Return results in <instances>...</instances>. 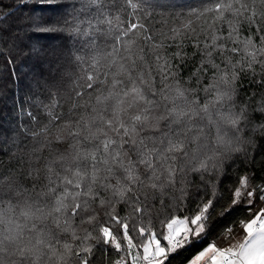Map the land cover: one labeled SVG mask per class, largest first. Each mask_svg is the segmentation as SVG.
<instances>
[{
	"label": "snow or ice",
	"instance_id": "snow-or-ice-1",
	"mask_svg": "<svg viewBox=\"0 0 264 264\" xmlns=\"http://www.w3.org/2000/svg\"><path fill=\"white\" fill-rule=\"evenodd\" d=\"M105 3L106 0H17L15 9H23V14L12 22L0 23V59L10 74L15 57L24 56L30 62L27 75L34 90H58V83L49 82L45 73L59 67L66 55L58 46L41 44L36 38L39 34H59L69 46L81 36L88 37V50L77 49L73 57L82 70L87 65V70L80 78L84 82H77L65 99L72 101L69 116L73 109L82 107L84 89L90 90L87 95L91 99L77 119L56 123L57 131L51 137L47 136L48 126L40 132L29 129L26 135L35 144L26 153L18 154L15 137L0 139V152H5L9 143L16 145L17 151L9 148L5 154L15 157L17 163L27 157L29 164L27 171H21L6 168L0 160V264H94L88 257L97 245L124 254L112 264H173L185 253L192 255L185 257L184 264H264V185L254 184L248 176L232 190L227 202L217 200L213 193L212 198L196 206L192 215H165L166 225L162 222L159 231L152 230L150 219L148 225L143 224L144 215H148L144 209L151 206L164 213L169 207L164 197L174 193L178 184L188 182L189 171L219 170L227 154L242 152L248 156L247 146L255 145V134L264 136V122L253 123L247 106L237 110L234 85L238 77L235 71L229 74L225 70L237 67L230 56H224L225 50L237 53L240 49L218 45L221 37L216 34L218 29H213L211 45L205 44L206 49L211 48L205 53L209 59L193 73L199 86L202 73L207 74L209 68L215 70L210 83L202 87L204 102L197 95L198 88L185 89L178 83L170 96L167 82L170 78L176 80L180 66L168 58L160 64L162 57L157 55V66L152 69L141 55L145 71L134 77L138 65L132 58L134 41L130 34L147 29L138 21L125 25L119 15L105 11ZM127 4L133 14L141 11L133 0H127ZM34 6H57L68 11L48 19ZM205 11L215 14L214 22L228 25L226 39L233 44L239 23L254 28L260 47L251 36L242 41L251 58L247 64L264 66V59H258L264 58V0H216L214 7ZM154 14L165 16V12H144L148 17ZM172 31L179 34L176 29ZM215 51L223 57L225 69L211 59ZM179 56L177 52L172 58ZM153 71L159 76V89ZM124 75L127 83L118 78ZM128 97L131 100L124 107ZM161 105L163 113L156 114ZM133 109L134 114H127ZM254 111L264 114V104ZM49 116L53 122L62 120L61 114L49 112ZM161 121L167 122V131L161 130ZM246 129L252 136L245 138ZM145 132L159 136L142 135ZM41 171L47 183L38 187ZM179 191L183 194L184 188ZM152 201L159 202L158 210ZM120 203L144 213L131 229L129 218L116 212ZM101 210L107 226L94 229L98 231L96 236L86 230L83 236L78 235L76 219L81 224L99 223ZM240 212L248 215L236 217ZM233 223L245 234L242 241L228 247L213 242L214 235L231 236ZM114 225L119 226L116 231ZM62 235H70L73 241H80L79 245L62 242Z\"/></svg>",
	"mask_w": 264,
	"mask_h": 264
},
{
	"label": "trees",
	"instance_id": "trees-1",
	"mask_svg": "<svg viewBox=\"0 0 264 264\" xmlns=\"http://www.w3.org/2000/svg\"><path fill=\"white\" fill-rule=\"evenodd\" d=\"M133 2L138 3L141 7V11L136 14H133V10L128 6L127 0H106L105 11L110 12L113 16L119 15L125 25L129 21H138L144 24L147 29V31L137 29L130 34V38L134 41L132 58L136 60L138 65L137 70L133 72L134 77L139 71H145L144 62L139 59L141 55L144 56V61L152 69H155L158 63L156 56L161 55L160 64H163L164 59L168 58L171 59L173 65L178 64L180 66L179 76L176 80L170 78L167 82L169 84L167 94L170 96L174 95V89L178 83L181 88H198L197 95L201 103H203L205 94L202 91V87L210 83V77L215 70L209 68L207 74L202 73L203 81L199 86L196 84V77L193 76V73L201 66L202 61L206 62L209 59L205 53L210 51L211 48L206 49L205 44L211 45L213 29H218L216 34L221 37L217 41L218 45L225 44L227 48L237 47L240 49L237 53H231L227 50L224 52V56H230L232 64L237 65V67L235 69L231 67L225 69V64L222 63L223 57L219 51L213 52L211 59L215 63L220 64L221 69H225L229 74L232 71L236 72L238 78L234 86L237 92L235 98L237 110L242 106H247L253 123L264 122V114L254 111V109H258L264 104V66L259 63H253L251 67H248L247 61L251 58L245 53L242 42L245 38L251 36L257 47H260L259 37L256 35L254 28L250 29L247 24L239 23V33L238 35L233 34V38L236 39V43L233 44L231 40L226 39L229 31L228 25L221 21L214 22L215 14L205 11L214 7L216 0H133ZM248 2H251V0H248ZM16 3L17 0H3V6H0V23L12 22L23 14V9L16 11ZM34 7L37 11H43L48 19L65 15L68 11L67 8H57V6H47L44 9L39 6ZM146 11L153 13L165 12V16L161 17L155 14L150 17L144 16ZM13 12H15V15H12ZM171 13H176L177 15L172 16ZM199 13H202V15H198ZM236 23L237 21L234 19L233 24L235 25ZM261 27L264 28V24ZM172 29L178 30L179 34L173 32ZM146 36H150L151 39H145ZM36 38L41 44L58 46L66 53L61 58L59 67L54 71L50 70L45 73L49 82L58 83V90L56 87H53L50 92L42 88L34 90L30 86L27 75L30 62L24 56L18 55L15 57V64L11 65L10 74L4 61L0 59V73L3 74L2 78H0V134H2L0 139L15 137L19 145L18 154L28 152L35 144V141L30 140L26 135L29 129L40 132L44 126H48L47 136L51 137L57 131L56 123H62L69 118L72 120L77 119L81 113H85L83 105L91 104V99L87 95L90 90L87 89H84L85 97L80 99L82 107L73 109L71 116H69V109L72 101L65 102L66 97L71 94L76 83L84 82L80 78L85 74L87 65H84L82 70L73 57L77 54V49L88 50L86 44L89 38L81 36L79 39L74 40L70 46L64 37L59 34H39ZM157 45H160V47H156ZM248 51L251 52L253 49L250 47ZM177 52L180 53V56L172 58L173 54ZM258 59L264 58L258 57ZM241 65L243 68H241ZM204 66L208 67V64L205 63ZM152 75L156 76V87L159 89L162 87L159 83V76L155 71H153ZM101 78L103 79V73ZM118 78L124 79L126 83L128 82L126 75ZM145 78H148L147 73H145ZM137 85L139 86V80H137ZM208 99H211L210 95ZM130 100L131 97L125 98L124 107L127 106ZM54 101H59V104L54 103ZM88 111L90 112V108ZM49 112L61 114L62 120L53 122ZM29 113H32V116H29ZM162 113L163 106L161 105L156 114ZM127 114H134V109ZM166 124V121H161L160 128L162 131H167ZM142 135L159 136V133L145 132ZM244 135L247 138L252 136V133L246 129ZM38 139H43V137ZM254 139L255 145L247 146L248 156H245L242 152H233L226 155L219 170L212 169L207 172L189 171L188 182L186 184H178L174 193H168L164 197L165 203L169 205L164 213L153 210L151 206L144 209V205L141 204L140 207L148 213V215H144L143 212H134L131 205L120 203L116 205L117 214L121 217L129 218L130 229L132 223L139 221L141 216L144 215L143 224L148 225L150 219L152 230L159 231L161 230L162 222L166 225L165 215L176 217H182L186 214L192 215L196 210V206L200 202L212 198L213 193H215L217 200L223 198L222 202H227L231 197L232 190L239 186L241 179L245 176L250 177L254 184L264 185V136L257 133ZM9 148L14 152L17 151V146L9 143L5 147V152ZM5 152H0V160L4 161L6 168L21 171L29 169V164L26 162L27 157H25L23 162L17 163L15 157L7 155ZM45 154L47 155V153ZM27 183L31 186L32 181L29 179ZM37 183L38 187L47 183L44 179L43 171H41L40 180ZM181 187L184 188L183 194L179 191ZM151 205L157 210L160 208L158 201H152ZM235 215L238 218H243L248 213L240 212ZM105 220L106 217L102 210L99 215V223L92 225L81 224L80 219L77 218L75 226L77 227L78 235L83 236L86 230L96 236L98 231H94V229L98 230L101 225L107 226ZM118 227L114 225L113 230L116 231ZM217 232H221V228L218 227ZM240 232L239 225L233 223L231 236L228 234L214 235L212 240L225 247L224 245L242 241L243 237H239ZM130 234L134 236L135 241V234L131 233V231ZM61 241L71 242L74 247L80 243V241H73L70 235H62ZM90 243L94 242L90 241ZM190 255L192 253H185L184 257L174 260L173 264H184L185 257ZM123 256V253L118 255L115 250L110 251L108 246H103L101 249V246L97 245L93 249V254L88 258L94 264H112V261Z\"/></svg>",
	"mask_w": 264,
	"mask_h": 264
},
{
	"label": "rangeland",
	"instance_id": "rangeland-1",
	"mask_svg": "<svg viewBox=\"0 0 264 264\" xmlns=\"http://www.w3.org/2000/svg\"><path fill=\"white\" fill-rule=\"evenodd\" d=\"M244 235H245V234L241 231L239 237L242 236V237L244 238ZM215 243H216V242H215ZM217 245L220 246L218 243H217ZM224 246H225V247H228V246H230V244H227V245H224Z\"/></svg>",
	"mask_w": 264,
	"mask_h": 264
}]
</instances>
